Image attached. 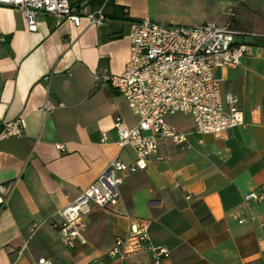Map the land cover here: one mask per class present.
<instances>
[{
  "label": "crops",
  "instance_id": "obj_1",
  "mask_svg": "<svg viewBox=\"0 0 264 264\" xmlns=\"http://www.w3.org/2000/svg\"><path fill=\"white\" fill-rule=\"evenodd\" d=\"M90 1L73 7L103 9L104 27L40 13L31 32L22 12L0 6V122L25 121L22 135L0 139V185L10 195L0 210V264H153L148 251L110 256L118 236L144 224L151 244L168 251L160 264H264V202H244L264 188V0ZM229 10L235 44L247 53L215 74L225 108L237 98L245 126L198 136L190 116L167 117L190 149L159 137L147 169L119 174L118 204L94 207L84 217L86 244L68 249L54 227L57 213L114 159H135L120 147L114 121L133 127L138 120L108 82L130 60L132 22L224 26Z\"/></svg>",
  "mask_w": 264,
  "mask_h": 264
},
{
  "label": "built area",
  "instance_id": "obj_2",
  "mask_svg": "<svg viewBox=\"0 0 264 264\" xmlns=\"http://www.w3.org/2000/svg\"><path fill=\"white\" fill-rule=\"evenodd\" d=\"M0 6L22 12L31 32L37 30L40 13L66 19L77 26L83 16L87 17L90 25L98 28L108 22L103 9L91 11L82 6L75 9L71 0H0ZM235 16V12L229 10L224 26L216 23L196 27L171 26L150 19L132 22L130 60L123 74L109 76L108 82L125 99L138 120L133 127L120 116L114 121L120 147L130 148L135 159L132 164L124 163L119 157L114 159L95 182L57 213L60 222L54 227L68 249L86 244L84 217L94 207L105 209L118 204L120 195L116 188L122 183L119 174H135L147 169L150 157L158 154L159 137L170 139L181 150L190 149L186 135L171 126L167 117L190 116L195 126L194 133L198 136H218L245 126L237 98L229 96L228 108H225L221 80L215 74L219 67H238L247 53L246 45L235 44ZM96 80L100 82L101 78L97 76ZM47 111L49 108L46 106ZM24 127V119L4 123L0 139L20 136ZM102 140H107L106 134ZM57 148L64 149L62 145H57ZM9 199L10 195L5 194L0 185L1 211L7 207ZM244 202H264V188L247 194ZM35 230L36 227L33 232ZM25 250V246L20 248L18 255ZM144 251L151 253L153 264H160L168 256L166 249L151 244L148 224L133 226L128 238L118 236L110 256L125 260L131 254ZM34 264L50 262L42 258Z\"/></svg>",
  "mask_w": 264,
  "mask_h": 264
},
{
  "label": "trees",
  "instance_id": "obj_3",
  "mask_svg": "<svg viewBox=\"0 0 264 264\" xmlns=\"http://www.w3.org/2000/svg\"><path fill=\"white\" fill-rule=\"evenodd\" d=\"M81 1H82V0H78V1H76V2H73V1L71 0V5H72V6H75V5H76V7H79ZM105 1H106V0H91V1H90V4H94V5H95V4H96V5H102ZM3 129H4V123H3V122H0V133L2 132Z\"/></svg>",
  "mask_w": 264,
  "mask_h": 264
}]
</instances>
